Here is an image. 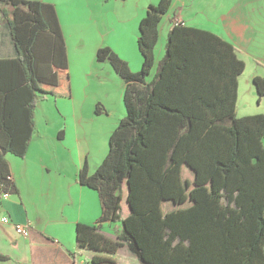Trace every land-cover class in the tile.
<instances>
[{"label":"trees","instance_id":"16d2710c","mask_svg":"<svg viewBox=\"0 0 264 264\" xmlns=\"http://www.w3.org/2000/svg\"><path fill=\"white\" fill-rule=\"evenodd\" d=\"M171 5H148L140 20L139 71L107 45L96 51L95 61L123 84L125 115L102 161L77 174L97 191L101 214L93 225H76V248L94 252L89 264H115L104 254L122 246L140 264H264V114L236 117L244 62L209 31L174 24L155 61L158 26ZM0 19L15 52L0 59V194H9L6 155L25 156L38 102L69 97L70 86L52 4L0 0ZM252 84L264 96V73ZM167 201L175 208L163 212ZM106 221L119 226L114 237L102 232ZM8 260L0 253V264Z\"/></svg>","mask_w":264,"mask_h":264},{"label":"crops","instance_id":"0c3cea01","mask_svg":"<svg viewBox=\"0 0 264 264\" xmlns=\"http://www.w3.org/2000/svg\"><path fill=\"white\" fill-rule=\"evenodd\" d=\"M39 1L53 5L65 43L70 96L53 99L48 97L44 102H50L51 107L57 109L61 115L72 117L75 122L74 169L71 174L62 177L49 175L53 155L60 149H69L64 142L66 129L60 124L49 130L35 129L23 158L6 155L15 192L9 193L5 199L0 197V213L10 217L13 222L29 223L31 230L28 237H22L14 231L12 225L0 224V253L10 258L2 264H89L87 260L94 252L87 249L77 250L75 227L78 223L95 224L101 214V201L97 191L77 182V174L85 164L88 168L91 165L97 166L105 157L108 146L106 152H94L90 162L89 142L86 141V134L80 132L79 123L86 118L111 115L113 111L119 112L120 119L125 115V107L120 111L121 102L124 106L123 84L108 64L95 61L96 51L105 43L128 67L139 71L143 61L137 45L139 23L148 5H153L159 0H122L124 4H134V9L130 11L123 9L120 0H101L103 5L112 3L117 9L106 10L110 27L103 32L99 26V18L94 16L91 8L97 4L95 2L91 4L89 0ZM245 6L239 2L235 3L237 10L233 9L230 15L219 11L217 22L220 30L206 31L229 42L236 49L237 57L244 62L243 72L248 63L250 64L246 81L251 84V90H255L252 78L264 73V42H259L260 49H249L256 40L258 28L251 24L248 15L261 14L264 7L261 5L255 8L248 3ZM123 10H127L126 13L123 14ZM118 11H122V14L117 16ZM180 11L181 8L174 5L159 23L158 39L160 36L163 38V54L167 33L176 20L182 21L184 26L203 30L187 22L190 18L185 19V16L181 15L184 9ZM242 17L247 18L246 24H239ZM120 26L121 30L118 29ZM242 41L248 44V49L241 46ZM160 54L161 51L158 50L157 57ZM155 55L156 53V62L163 56L156 59ZM14 56L6 25L0 19V59ZM243 72L237 77V89ZM105 81L108 83L102 84ZM106 84L113 86V97L115 100L118 98L119 102L117 110L106 102L107 97L99 91V87ZM263 98H260L259 102ZM97 107L98 110L95 111ZM46 109L50 110V105ZM261 113L264 114V110ZM114 123L117 125L118 122ZM32 152L37 163L36 169H31L28 161ZM26 173L36 174L39 179L32 180ZM118 229L119 226L110 221L103 222L101 227L102 232L109 237H114ZM104 255L111 257L115 264H140L125 246L114 254Z\"/></svg>","mask_w":264,"mask_h":264},{"label":"rangeland","instance_id":"374dc122","mask_svg":"<svg viewBox=\"0 0 264 264\" xmlns=\"http://www.w3.org/2000/svg\"><path fill=\"white\" fill-rule=\"evenodd\" d=\"M59 1H64V0H59ZM89 1L91 4L93 2L97 3L93 5L91 8L94 13V16L97 15L96 18H99V22H100L99 26L101 32H103L105 29L110 27L106 18V10L108 9L117 10V9L113 7L112 3L108 5H103L101 3V0H89ZM123 1L121 4L123 9H127L128 11L134 9V4L132 2H127L126 4H124ZM158 2L159 1H156V3L153 5L158 4ZM238 2L243 7H246L245 6L246 3L250 4L251 7L253 6L255 8L261 5H263L264 7V0H172V5L170 10L174 5H176L178 8H181V11L184 9L181 15L185 16V19L190 18V20H187V22H190L195 26H199L203 28V30H212L214 32H218L220 30V25L217 22L219 11L222 13H228L230 15L233 9L237 10V8L234 7V4L235 3L237 4ZM127 10H123V14L126 13ZM120 14H122V11H118L117 16ZM164 17L165 16H163L162 19ZM242 18L239 24L242 25L246 24L245 21L247 20V18L246 17H242ZM248 18L251 24L252 25L255 24L258 28V31L256 33L257 35L256 40L252 45H250L249 49L250 50L256 48L260 49L261 46L259 42L262 43L264 42V10L261 14L258 15L249 14ZM259 20H262V22H259ZM225 23L228 24V21H226ZM121 26L120 28H118L119 30L122 29ZM114 30L116 31V29ZM243 40H245V38ZM102 45H106V44L103 43ZM162 46H163V38H161L160 36V38L157 40L154 49V53H156L155 55L156 59L160 58L163 55ZM241 46L248 49V44L245 43V41H242ZM158 50L161 51L159 57H157ZM250 67L251 66L248 63L246 70L239 78L238 89H237V100H236V115H237L236 117H242L244 114H251V115L262 114L261 112H263L264 110V98H263L264 96L260 97L263 99L261 102H259L260 98L257 96L254 89L251 90V84L247 83L246 81L247 75L249 74L250 71ZM129 70L131 72H136V70L131 67H129ZM105 83H108V81H105L102 84ZM99 91L104 94L105 98L107 97L106 102L109 103L115 110H117V107L119 108L118 98L116 100L114 99L113 86L111 84L101 85L99 87ZM49 98L53 99V97H49ZM44 100L39 101L35 108V113H34L35 129L40 131L49 130L52 129L55 125H59V124L61 127H64L66 129V136L64 142L66 148L69 149H65V148L60 149L56 154L53 155L50 163L51 171L49 172V175L62 177L63 175L65 176L71 174L74 169L73 155L75 150L73 148V144H74V136H75V122L72 119V117L61 115L57 109L51 107L50 102H44ZM120 104H121V109H120L121 111L123 110L124 106H122V102ZM49 105H50V110L46 109V107L47 106L49 107ZM118 114L119 112L113 111L111 115L110 114L101 115L94 117L93 119L86 118L79 123L80 132L84 133L83 135L86 134L85 136L86 141L89 142V147L91 150L89 156L90 162H92L91 156L94 152L98 150H102V151L104 150V152H106L108 146L107 145L108 137L111 131L116 126V123L113 124V122H118V120L120 119V116ZM244 116H248V115H244ZM28 161L31 169L37 168L34 152H32V154L29 156ZM95 167L96 166L91 165L89 171L92 172ZM183 172H184L183 173L184 177H186L189 180L192 179L191 171H189L184 167ZM26 174L32 180L39 179L38 175L36 174L33 173H26ZM188 205L189 202L182 205V207ZM174 208L175 206L171 202L167 201L162 203L163 212L173 210Z\"/></svg>","mask_w":264,"mask_h":264},{"label":"built area","instance_id":"2783aa9c","mask_svg":"<svg viewBox=\"0 0 264 264\" xmlns=\"http://www.w3.org/2000/svg\"><path fill=\"white\" fill-rule=\"evenodd\" d=\"M175 24H183L182 21L180 20H176ZM0 197L5 199L8 197V193H1ZM0 224L1 225H12V227L14 228V231L22 236V237H28L30 235V224L29 223H18V222H13L10 217H8L7 215L1 214L0 213Z\"/></svg>","mask_w":264,"mask_h":264}]
</instances>
